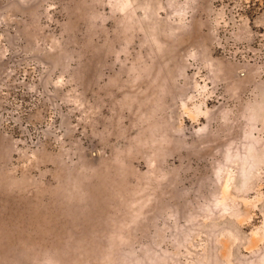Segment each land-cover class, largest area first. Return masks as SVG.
<instances>
[{
  "label": "rangeland",
  "instance_id": "rangeland-1",
  "mask_svg": "<svg viewBox=\"0 0 264 264\" xmlns=\"http://www.w3.org/2000/svg\"><path fill=\"white\" fill-rule=\"evenodd\" d=\"M0 264H264V0H0Z\"/></svg>",
  "mask_w": 264,
  "mask_h": 264
}]
</instances>
